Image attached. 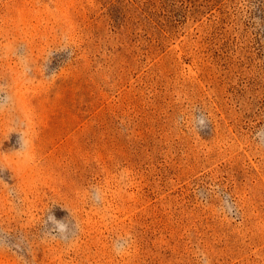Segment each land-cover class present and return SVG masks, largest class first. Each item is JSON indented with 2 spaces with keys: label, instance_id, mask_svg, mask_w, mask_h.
Masks as SVG:
<instances>
[{
  "label": "rangeland",
  "instance_id": "374dc122",
  "mask_svg": "<svg viewBox=\"0 0 264 264\" xmlns=\"http://www.w3.org/2000/svg\"><path fill=\"white\" fill-rule=\"evenodd\" d=\"M0 264H264V0H0Z\"/></svg>",
  "mask_w": 264,
  "mask_h": 264
}]
</instances>
